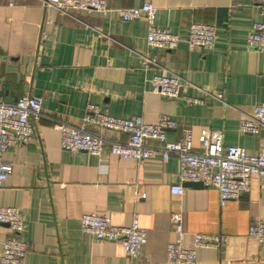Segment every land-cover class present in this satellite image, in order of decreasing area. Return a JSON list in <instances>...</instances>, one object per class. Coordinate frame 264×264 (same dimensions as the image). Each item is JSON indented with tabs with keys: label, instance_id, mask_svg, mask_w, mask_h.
Segmentation results:
<instances>
[{
	"label": "crops",
	"instance_id": "obj_1",
	"mask_svg": "<svg viewBox=\"0 0 264 264\" xmlns=\"http://www.w3.org/2000/svg\"><path fill=\"white\" fill-rule=\"evenodd\" d=\"M145 2L158 8L159 26L183 38L193 22L215 25L216 44L190 48L183 40L176 49L153 47L143 17L68 15L42 0H0V102L24 95L42 100L34 138L5 154L12 170L0 187V206L18 207L26 225L25 264H172L167 250L178 238L172 221L176 213L182 217L186 247L193 246L195 233L225 238L220 248H199L196 264L264 263V238L249 232L251 224L264 221L259 175L251 176L247 193L222 206L213 186L186 182L183 192L171 191L181 182L176 154L165 161L157 151L136 160L108 148L94 155L61 146L57 124L80 126L91 103L115 116L140 115L149 122L168 114L177 126L167 129V138L178 141L189 127L195 151L206 148L211 129L222 132L225 145L252 154L264 146V127L258 134L239 129L240 120L264 101V51L247 46L254 22L264 21L257 0H107L112 8ZM147 56L155 58L149 67ZM171 72L183 78L180 95L154 92L152 78ZM186 97L202 102L192 104ZM86 128L108 141L128 138L92 123ZM91 212L121 226L132 225L138 216L148 232L141 256L132 258L122 244L84 232L81 217ZM12 236L9 225L0 223V250Z\"/></svg>",
	"mask_w": 264,
	"mask_h": 264
},
{
	"label": "built area",
	"instance_id": "obj_2",
	"mask_svg": "<svg viewBox=\"0 0 264 264\" xmlns=\"http://www.w3.org/2000/svg\"><path fill=\"white\" fill-rule=\"evenodd\" d=\"M44 6L54 7L59 11L73 15L75 12H113L125 20L132 21L145 18L148 22L147 42L150 46L163 49H176L185 40L190 48H213L218 39L216 26L209 23L193 22L188 35L183 38L167 28L157 24L158 8L151 2L140 6L112 8L107 0H42ZM260 13L264 16V0H257ZM48 34L44 32L42 39ZM249 48L264 51V21H256L247 39ZM155 62V58L146 57V67ZM154 92L167 97H178L183 78L174 72L156 74L152 78ZM221 98L222 95H218ZM192 104L202 102L197 97H186ZM42 100L38 96L24 95L15 102H0V187H2L12 170V164L5 161V154L13 147L30 142L35 135L36 124L42 116ZM92 123L102 128L126 133L125 141H108L87 130L86 124ZM177 122L168 114H162L157 122H149L140 115L120 117L103 110L91 103L87 106V116L80 126L65 122L57 124L61 133V146L72 152H86L101 155L106 148L113 155L122 158L144 160L157 151L165 161L176 154L180 161V183L173 185V193H181L186 182L201 183L218 189L220 203L225 206L228 201L239 198L250 189L253 174L264 180V146L256 153H250L239 145H225L220 130L206 131L207 146L202 151L193 147V133L189 127L182 129V138L171 141L167 138V129L176 128ZM264 127V101L255 105L252 111L240 120L242 132L258 134ZM147 140H154L158 146H151ZM172 221L178 238L168 244L167 258L172 264H196L199 248H220L225 242L220 234L195 233L193 246L183 244L186 232L182 217L173 214ZM0 223H7L13 236L4 242L0 250V264H25L29 244L24 239L25 223L20 216V209L13 206H0ZM81 226L84 232L92 234L97 240L118 242L122 244L132 258H138L148 241L147 229L140 226L138 216L130 226L114 224L106 214L91 212L83 214ZM250 234L264 238V221L250 226Z\"/></svg>",
	"mask_w": 264,
	"mask_h": 264
},
{
	"label": "water",
	"instance_id": "obj_3",
	"mask_svg": "<svg viewBox=\"0 0 264 264\" xmlns=\"http://www.w3.org/2000/svg\"><path fill=\"white\" fill-rule=\"evenodd\" d=\"M187 183H191V182H187ZM192 184V183H191ZM201 184V183H200ZM242 264H264V263H242Z\"/></svg>",
	"mask_w": 264,
	"mask_h": 264
}]
</instances>
